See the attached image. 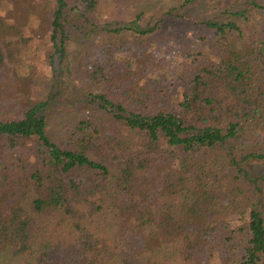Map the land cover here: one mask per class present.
Instances as JSON below:
<instances>
[{"label":"trees","instance_id":"16d2710c","mask_svg":"<svg viewBox=\"0 0 264 264\" xmlns=\"http://www.w3.org/2000/svg\"><path fill=\"white\" fill-rule=\"evenodd\" d=\"M100 1L53 0L46 42L63 61L99 33L111 58L77 60L67 97L0 118V264H264V176L248 167L264 163V0H181L212 9L171 88L157 82L179 42L168 14L97 24Z\"/></svg>","mask_w":264,"mask_h":264},{"label":"rangeland","instance_id":"374dc122","mask_svg":"<svg viewBox=\"0 0 264 264\" xmlns=\"http://www.w3.org/2000/svg\"><path fill=\"white\" fill-rule=\"evenodd\" d=\"M6 4L10 12L5 11L4 23L16 29V33L5 32V42L0 39V45L5 51V61L0 69V118L7 115H17L20 107L29 100H48L56 91H61L67 97V88L71 87L72 65L78 60L85 66L95 61L110 59V53L106 52L101 44L100 34H91L88 39L83 36L76 37V42H69L66 47L65 59L60 61L54 54V48L46 42L50 36L49 12L53 8V0H0V4ZM1 6V5H0ZM181 8V0H101L96 10L90 14L91 19L97 24L104 22L125 23L141 16L142 25L149 22L155 24L159 16L168 14L162 23V34L168 38L179 39L176 47L163 45L164 68L159 69L157 82L160 85L171 88L179 84L178 72L180 61L176 60L179 52L186 49V43L195 42L193 18H198L201 12H210L211 7L207 3L200 7ZM191 16V17H190ZM186 17L191 20L186 21ZM11 40H10V38ZM158 44L152 43V48ZM156 48L155 50H157ZM160 52V50H157ZM158 56V57H159ZM68 75V76H67ZM62 99V96H61ZM60 112L59 107H53L52 111ZM54 118L62 121L65 117L59 113H52ZM51 121L55 126V121ZM263 140H259L261 143ZM248 167L260 176H264V163L250 164ZM101 233L108 232L110 237V219L102 221L98 225ZM43 237V235L41 236ZM171 255L156 254L155 263L163 264ZM114 263V262H113ZM112 263V264H113ZM174 264H178L177 259Z\"/></svg>","mask_w":264,"mask_h":264}]
</instances>
